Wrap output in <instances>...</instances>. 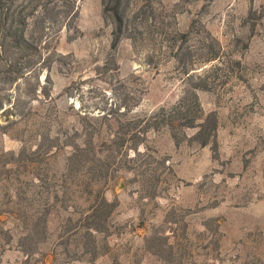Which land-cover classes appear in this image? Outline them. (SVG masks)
Returning <instances> with one entry per match:
<instances>
[{"label":"trees","instance_id":"1","mask_svg":"<svg viewBox=\"0 0 264 264\" xmlns=\"http://www.w3.org/2000/svg\"><path fill=\"white\" fill-rule=\"evenodd\" d=\"M78 1L0 0V114H8L0 129L32 123L27 136L23 132L17 135V151L0 153L6 157L4 177L15 188V198L6 200L8 208L0 210V236L6 244L12 242L6 220L29 216L30 224L19 234L16 245L26 258L39 253V245L47 238L48 214L60 205L68 214L50 250L54 263L58 247L72 261L86 255L94 260L101 247L107 251L108 245L100 242L110 234L109 221L117 201L108 200L104 191L121 173H131V181L139 182L151 198L159 192L165 170L174 175L167 158L159 156L149 142L156 134L165 130L176 145L188 138L200 146L210 145L214 155L217 153V113L204 111L198 93L215 92L233 75V67L241 64L224 54L218 38L201 20L206 1L187 28L180 29L178 12L164 0H100L103 23L111 27V51L94 70L115 97L109 99L100 86L102 97L94 106L74 108L71 104L60 114L58 97L69 99L81 88L72 80L59 96L52 95V70H61L65 60L72 58L56 45L63 30L73 32L70 39L79 32ZM123 39L142 55L148 70L158 72L162 66L172 65L182 83L175 102L136 112L146 88L141 82L140 87L134 85L141 80L135 72L126 78L118 76L114 51ZM69 116L73 120L66 124ZM188 129L195 131L188 135ZM59 151L62 165L55 169L48 164ZM42 163L44 168H40ZM27 174L31 175L28 179ZM38 187L28 199L27 191ZM71 193L78 194L74 205ZM2 215L6 217L2 219ZM213 220L219 224L217 218ZM154 239L157 236L149 240ZM166 239L168 236L163 237L164 244Z\"/></svg>","mask_w":264,"mask_h":264},{"label":"rangeland","instance_id":"2","mask_svg":"<svg viewBox=\"0 0 264 264\" xmlns=\"http://www.w3.org/2000/svg\"><path fill=\"white\" fill-rule=\"evenodd\" d=\"M205 1L208 6L200 15L201 20L218 38L224 54L241 62L239 67H233L227 83L215 92L198 93L204 111L217 113V153L214 155L210 145L200 146L188 138L176 145L165 130L156 134L149 142L159 156L167 158L174 175L165 170L160 190L152 198L139 182L131 181L129 172L107 184L106 198L117 201L109 221L110 234L100 242L102 246L108 245L107 251L101 247L94 260L86 255L72 261L58 247L54 263L50 250L68 214L57 205L48 214L47 238L39 245L40 252L28 258L18 249L16 241L31 218L8 217L5 227L13 241L6 244L0 236V264H264V0H164V3L175 7L179 28L186 29ZM78 6L79 32L70 39L73 32L63 30L56 45L59 52L71 53L72 58L65 60L61 70H52V95L59 96L72 80L79 82L81 88L69 99L58 97L60 114L71 104L74 108L94 106L102 97L100 86L109 99L115 97L94 70L111 51V27L103 23L101 1L79 0ZM114 53L118 76L126 78L135 72L141 80L134 85L140 87L142 83L146 88L136 112L168 106L178 99L182 83L170 63L158 72L148 70L142 55L133 50L128 39H123ZM112 82L119 90V82L116 79ZM7 115L0 114V126L7 123ZM72 120L69 116L66 124ZM30 126L31 122L0 129V153L17 151L20 146L17 135L23 132L27 136L32 130ZM194 131L186 132L192 135ZM29 138L33 146V137ZM62 158L59 151L50 157L48 165L58 169ZM5 159L0 154V210L8 208L6 200L15 198V188L4 177ZM30 176L27 174L26 179ZM36 190L39 187L28 190L27 198ZM70 196L74 205L78 194ZM22 204L33 212L27 201ZM154 236L157 239L150 241ZM164 236H168L166 244Z\"/></svg>","mask_w":264,"mask_h":264}]
</instances>
